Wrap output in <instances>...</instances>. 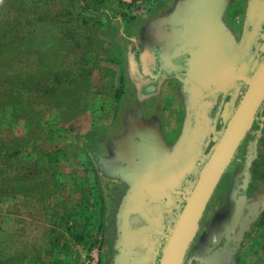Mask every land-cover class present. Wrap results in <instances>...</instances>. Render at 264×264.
<instances>
[{"label": "rangeland", "instance_id": "374dc122", "mask_svg": "<svg viewBox=\"0 0 264 264\" xmlns=\"http://www.w3.org/2000/svg\"><path fill=\"white\" fill-rule=\"evenodd\" d=\"M46 1L58 4L57 10L62 8L60 0ZM186 1L106 0L100 15L104 22L100 34L106 48L100 50L105 53L95 63L90 60L92 52L81 44L67 53L64 61L68 67L83 65L90 71L74 78L72 88L54 86L47 70H43L41 78H25L27 85L37 88H27L26 96L14 97L18 89L3 76L0 82L12 94L0 98V157L8 153L4 143L24 144L17 154L0 158L1 259L9 249L14 254L13 264L18 263L16 255L20 251L25 255H20L19 264L113 262L119 213L131 185L108 175L102 167L124 154L123 141H131L138 123L155 125L152 127L169 148L183 136L176 138L181 130L177 117L184 98L181 83L173 78L156 94H144L152 88L142 93L132 71L148 33L163 39L160 22L174 15ZM28 3L32 2L0 0V24L16 17L24 18L20 23H32L34 15L45 12L42 8L38 11L40 7L30 8ZM225 8L222 20L234 28L228 21L230 8ZM59 21L62 28L65 21ZM46 27L47 32L51 26ZM39 56L45 57L42 63L55 58L48 53L28 55L29 74L34 72L29 68L35 63L31 57ZM10 69V65L0 66L1 72L9 73ZM84 76H88V82ZM80 80L83 85L77 86ZM174 84L177 89L171 91L169 87ZM177 97L182 101L180 109L170 101ZM4 99L10 104L3 105ZM202 142H206L203 133ZM249 145L253 186L264 196V107L228 167L220 190L239 159L247 157ZM88 201V211H84ZM236 259L237 264H264V209L252 223ZM0 264H7L6 260H0Z\"/></svg>", "mask_w": 264, "mask_h": 264}, {"label": "water", "instance_id": "95a60500", "mask_svg": "<svg viewBox=\"0 0 264 264\" xmlns=\"http://www.w3.org/2000/svg\"><path fill=\"white\" fill-rule=\"evenodd\" d=\"M226 3V0H188L174 15L164 17L160 22L166 44L164 58L169 59L171 50L172 57H177L182 53L180 48L200 45L202 50L193 54V60L202 63L194 73L195 87L205 89L213 84L216 89L225 90L242 81L247 88L222 129L216 131L214 127L211 150L203 153L204 157L185 159L169 148L156 128L142 126L144 137L139 138L142 134L133 129L131 141L121 147L124 154L102 167L108 175L129 183L133 191L119 213L120 237L112 264H151L152 258L153 264H184L212 195L261 114L264 58L252 69V75L246 73L249 64L243 60L244 45L238 43L222 20ZM169 23L172 26L168 27ZM193 165L198 166L196 178L187 190L179 191L183 194L181 203L175 202L178 210L167 227H159L156 217L150 219V227L134 230L130 215L140 208L139 193L145 200L148 196L154 200L164 198L168 190L179 183L180 176L189 170L187 167ZM154 233L159 238V246L152 240ZM143 247L146 251L141 252Z\"/></svg>", "mask_w": 264, "mask_h": 264}, {"label": "flooded vegetation", "instance_id": "af4514ba", "mask_svg": "<svg viewBox=\"0 0 264 264\" xmlns=\"http://www.w3.org/2000/svg\"><path fill=\"white\" fill-rule=\"evenodd\" d=\"M226 1V6L230 8L231 12V18L228 21L232 26L234 25V28L226 26L238 43L244 45L243 60L249 64L246 73L252 75V69H255L264 58V0ZM167 26L170 27L172 24L169 23ZM161 27L164 28L163 24ZM148 35L145 38L136 69L132 71L135 81L140 86L142 93L143 90L152 88L149 92L144 93L152 95L159 92V89L173 78L181 83L184 98L183 108L179 110L181 113L177 117L181 130L176 138L179 135L183 136L176 140L173 139L174 143L170 147L172 151H176L185 159L190 156L202 158L204 157L203 153L208 154L211 150L214 127L216 131L222 129L230 113L238 105L247 84L237 81L234 86L225 88V90H218L213 84L208 85L205 89L201 86L195 87L193 84L197 80L194 73L198 65H202V63L193 60V54L197 50H202L201 46L180 48L182 53L177 57H172L173 50H171L169 59L166 60L164 58L166 47L164 40L156 35H151V33ZM175 85H169V89L174 91V88L177 89ZM170 101L172 104L177 103V108L180 109L182 101L179 97ZM168 107L167 109H170ZM139 124L141 123L134 127L139 135L142 134L139 138H142L144 129L143 125ZM202 133L205 135L206 142H202ZM127 144L128 141L125 139L123 146H127ZM250 147L251 145L247 148L249 152L247 157L239 159L238 164L233 167L229 178L223 184V189L220 190L219 184L226 178V172L222 176L201 218L199 229L190 245L184 264H237L238 257L236 259V255H238L245 236L252 223L264 209V196L260 195L257 188L253 186L252 150ZM187 168L189 170L180 176L179 183L168 190L164 198L154 200L148 196V200H145L139 193L140 208L130 215L134 230L150 227V219L156 217L159 227H167L178 210L176 204L181 203L180 198L183 194L179 191L187 190L196 178L195 173L198 166L193 165ZM129 190H131L130 195L133 192L132 186ZM177 190L178 192H176ZM218 192L219 194L216 196ZM152 228L155 227L152 226ZM119 237L118 225V236L114 243H117ZM152 240L156 242L155 245L159 246L157 234L152 235ZM141 249V252L146 251L144 247ZM115 250L113 257L116 255ZM159 258L160 256L157 257V260ZM153 263L152 258L151 264Z\"/></svg>", "mask_w": 264, "mask_h": 264}, {"label": "trees", "instance_id": "16d2710c", "mask_svg": "<svg viewBox=\"0 0 264 264\" xmlns=\"http://www.w3.org/2000/svg\"><path fill=\"white\" fill-rule=\"evenodd\" d=\"M106 0H60L59 10H57V5L54 3H47L46 0H29L30 8H42L44 13L34 15V20L32 23L23 21L24 18L16 17L15 19L7 22V20L1 21L0 24V66L10 65L11 69L8 73L1 72L0 70V81L3 76L8 82L13 83V88L18 89L17 93H13L14 97L25 95L27 88L32 91L37 88V85L29 84L27 85L25 78L32 77L34 80L41 78L42 71L47 70L48 76L54 86L59 85L64 89L67 87H74V78H82L81 73L85 75L90 71L83 65L78 68L71 69L68 67L67 62H65V57L67 53L72 52V50L77 45L85 46L93 55H91V62H99L105 52H101L100 49L104 48V38L101 37V32L103 30L104 22L100 15L105 7L103 3ZM49 5L50 8L47 6ZM47 10H45V9ZM49 12V14L47 13ZM59 19L64 20L62 28H60L61 22ZM9 23L12 28L6 29ZM70 25H69V24ZM51 28L46 32L47 27ZM70 26V27H69ZM80 47V46H79ZM48 50V51H47ZM104 51V50H103ZM39 54L44 53L55 58L49 59L47 63H42L45 61V57L41 59L40 56L35 58L31 57L35 63L33 66L29 67L34 70L32 74H29L28 55L33 53ZM4 53H9V55H4ZM40 58V60H39ZM28 60V61H26ZM81 61V58H80ZM45 64V65H44ZM89 76V75H88ZM88 76H84L85 82H88ZM72 78V82H68ZM56 79V80H55ZM75 82V81H74ZM82 83V84H81ZM77 86L83 85V82L78 81ZM41 88V87H40ZM12 94L8 88H3V84L0 82V98L6 95ZM11 101L4 99L3 105L10 104ZM25 107V106H24ZM260 116L255 122L259 121ZM24 143L10 144L4 143V149L8 150V153L4 155L5 158L16 153L22 149ZM6 150V151H7ZM49 180L48 177H45ZM90 202H86L84 206V211H88ZM25 255L23 252H18L16 255L18 263L22 260L20 255ZM13 252L9 249L3 252V257L0 260L3 262L6 260L7 264H13L12 258ZM15 260V259H13ZM15 262V261H14ZM21 264H24L22 261Z\"/></svg>", "mask_w": 264, "mask_h": 264}]
</instances>
